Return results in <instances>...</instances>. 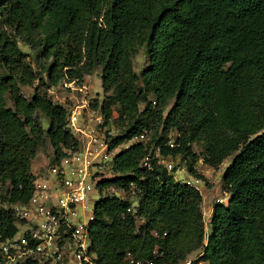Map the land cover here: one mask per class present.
<instances>
[{"label":"trees","instance_id":"obj_1","mask_svg":"<svg viewBox=\"0 0 264 264\" xmlns=\"http://www.w3.org/2000/svg\"><path fill=\"white\" fill-rule=\"evenodd\" d=\"M21 39L35 49L36 69ZM141 46L148 65L137 73ZM98 67L104 98L91 105L101 109L104 125L117 106L123 126L109 150L147 130L151 136L122 148L113 157L117 175L97 184L100 193L110 185L137 193L136 204L118 195L96 201L89 232L97 263L121 264L127 250L150 258L157 247V263L176 264L200 250L194 263L264 264V0H0V177L10 184L7 203L31 199L32 162L47 140L52 162L79 147L70 112L50 89L82 84ZM35 82L27 98L20 85ZM158 148L165 158L180 155L198 178L200 158L218 167L234 154L223 174L229 198L214 205L209 232L202 193L176 179L178 166L169 170L154 158ZM146 156L150 167L141 165ZM17 222L13 208L0 206V238L14 235Z\"/></svg>","mask_w":264,"mask_h":264},{"label":"built area","instance_id":"obj_2","mask_svg":"<svg viewBox=\"0 0 264 264\" xmlns=\"http://www.w3.org/2000/svg\"><path fill=\"white\" fill-rule=\"evenodd\" d=\"M84 105V104H83ZM81 108V107H80ZM89 122L82 124L83 110L70 111L68 126L80 142L77 149H66L60 159L49 162L44 175L35 174L34 191L26 204H17L23 230L0 239V264H98L97 255L91 250L89 223L94 218L91 196L96 190L98 173L107 163L113 168L110 156V136L103 129L104 116L100 108L88 111ZM147 142L144 133L130 140ZM168 144L174 146L175 140ZM156 150L154 158L174 166ZM141 165L150 167L151 157L146 156ZM186 183L195 186L190 178ZM196 187V186H195ZM161 255L158 248L153 256L145 258L133 250H127L121 264L157 263ZM176 264H194L192 258L180 259Z\"/></svg>","mask_w":264,"mask_h":264},{"label":"rangeland","instance_id":"obj_3","mask_svg":"<svg viewBox=\"0 0 264 264\" xmlns=\"http://www.w3.org/2000/svg\"><path fill=\"white\" fill-rule=\"evenodd\" d=\"M18 43L20 47L26 52L29 62L36 69L37 68L36 51L33 48V46L25 42V40L23 39L19 40ZM133 62H134V68L137 71V73H141L142 70L145 67H147L148 56L146 53L145 46H141L139 48V51L134 57ZM36 84L37 82H35L33 85H20L21 93L27 98H31ZM50 92L52 94V98L54 102L66 106L69 112L76 109L83 110L82 124L85 125L89 122H93L89 120L90 114L88 113V111L93 109L91 104L95 99H98L99 102L101 103L104 98V92L102 88L101 67H98L92 74L85 75L82 84H77L74 81L61 82L59 85L52 87L50 89ZM12 103H13L12 100L9 97H7V105L11 106ZM171 106H172V102L169 106L165 108V113L168 112ZM139 107L140 109H144L145 103L143 102L140 103ZM37 117L39 122L43 125V127H46L48 124V118L42 112H38ZM102 127H103L102 130H104V132L108 136H110V138L117 136L123 132V126L118 121L117 106L113 107L112 117L109 123L105 124V126ZM150 136H151V130H147L144 132L145 140H149ZM175 136H176V132H171L170 134L171 140H174ZM135 142H136L135 139L125 141L124 143L116 147L115 150L108 151V153H110V156L114 157L122 148L128 147ZM193 149L196 152L202 154L203 147L200 144L194 143ZM233 156L234 154L228 156L218 167H213L205 163L203 161V158H200L196 164V168L198 169V173L201 175V178L192 176L188 172L185 166V162L182 161L180 155L166 158L170 163L173 164V166H178L177 171H175L174 173L176 179L186 182V180L190 178L192 183L202 193L203 196L202 211L206 222L207 232L210 231L209 221L212 216L214 205L216 203H220V202L226 203L228 201L229 193L223 187V174L226 170V167L231 163ZM52 158H53V147L50 141L47 140L46 144L39 148L36 157L33 159L32 171L38 175H44L49 167V162H52ZM102 164L104 165L103 172L98 173L99 176L98 182L103 179L111 178L117 175V173L114 171L113 168L111 169L108 167L106 162ZM97 184H96V190H93V194L91 196L92 202L90 204L92 205V207L96 203V201L101 197V195H118L123 198H130L136 204V199H137L136 192L132 191L130 193H126L121 188L116 187L114 185H110L105 187L103 189V192L100 193ZM9 187H10L9 182L4 181L0 177V206L11 207L14 209L15 214L18 217L17 225H19L20 231L17 233V236H19L21 231L23 230L22 222L24 221L21 219V216L20 214H18V210L16 209V205L18 203L9 204L5 200L8 195ZM199 251L200 250L193 251L192 253L187 255V258H192L194 262V260L199 255ZM194 264H208V263L206 261H198L197 263Z\"/></svg>","mask_w":264,"mask_h":264}]
</instances>
